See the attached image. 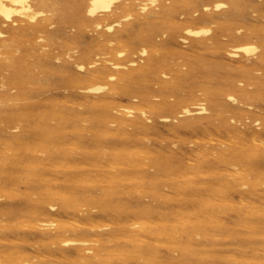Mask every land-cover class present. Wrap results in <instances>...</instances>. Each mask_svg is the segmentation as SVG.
I'll return each mask as SVG.
<instances>
[{
    "label": "bare ground",
    "instance_id": "1",
    "mask_svg": "<svg viewBox=\"0 0 264 264\" xmlns=\"http://www.w3.org/2000/svg\"><path fill=\"white\" fill-rule=\"evenodd\" d=\"M73 1L0 0V264H264V0Z\"/></svg>",
    "mask_w": 264,
    "mask_h": 264
},
{
    "label": "rangeland",
    "instance_id": "2",
    "mask_svg": "<svg viewBox=\"0 0 264 264\" xmlns=\"http://www.w3.org/2000/svg\"><path fill=\"white\" fill-rule=\"evenodd\" d=\"M80 1L81 0H78V1H75V2L73 1L70 4L65 5L63 7V12L66 15H72L73 14V11H74L73 4H78ZM178 1H182V0H178ZM221 1H224L225 2L226 7L230 5V1L229 0H221ZM252 3H253L252 5H254V7H256L257 2L256 3L252 2ZM249 11H251V9H249ZM254 14H256V13H254ZM70 20L71 19H66V20H63V21L69 24L71 22ZM53 21H54L55 25L60 23V18H59V16L57 14L54 15V20ZM69 25H71V24H69ZM70 29L73 30V28H70ZM53 41H54V36L51 37L50 39L46 40V42H48V43L53 42Z\"/></svg>",
    "mask_w": 264,
    "mask_h": 264
}]
</instances>
